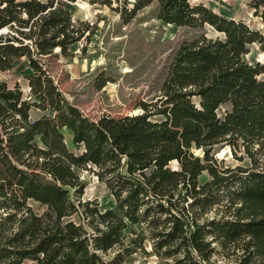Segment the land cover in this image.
Wrapping results in <instances>:
<instances>
[{"label": "trees", "instance_id": "obj_1", "mask_svg": "<svg viewBox=\"0 0 264 264\" xmlns=\"http://www.w3.org/2000/svg\"><path fill=\"white\" fill-rule=\"evenodd\" d=\"M75 1L0 0V71H31L26 91L0 79V264H264V65L245 59L264 33L204 0H102L125 24L147 12L216 35L183 40L138 113L95 119L54 75L99 30ZM252 6L264 18V0ZM226 146L250 164L226 165ZM88 175L112 207L83 199Z\"/></svg>", "mask_w": 264, "mask_h": 264}, {"label": "rangeland", "instance_id": "obj_2", "mask_svg": "<svg viewBox=\"0 0 264 264\" xmlns=\"http://www.w3.org/2000/svg\"><path fill=\"white\" fill-rule=\"evenodd\" d=\"M102 0H76L69 4L75 20L87 21L98 26V32L91 42L81 41L74 44L71 57L59 56L54 61V75L62 91L86 115L99 118L103 115L123 116L140 111V103L150 101L160 94L167 76L170 60L178 45L185 39L193 38L201 32L213 37L216 33L210 28L192 29L166 24L143 12L125 24L120 16ZM215 12L246 21L264 33V18L255 15L253 0H204ZM86 49L84 50V48ZM251 63L264 65V49L253 45L245 56ZM13 71L1 72L0 79L10 86L19 83L24 91L28 88L26 74ZM264 78V74L261 76ZM106 81L104 87L99 85ZM40 111L34 109L37 117ZM67 146L79 153L74 147L71 132L62 130ZM241 154H238V156ZM216 156L225 160L229 166H248L250 160L239 161L228 146L218 147ZM89 177L84 200L98 199L102 209L114 205L104 184L96 177ZM203 175L201 180H205ZM29 204L36 212L42 213L45 206L34 201ZM132 264H164L156 257L138 256ZM223 264V260H219Z\"/></svg>", "mask_w": 264, "mask_h": 264}]
</instances>
